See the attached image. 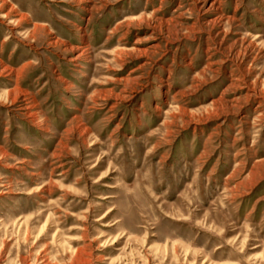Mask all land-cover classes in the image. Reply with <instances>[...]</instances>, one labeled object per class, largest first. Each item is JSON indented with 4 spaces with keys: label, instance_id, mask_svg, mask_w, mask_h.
<instances>
[{
    "label": "rangeland",
    "instance_id": "374dc122",
    "mask_svg": "<svg viewBox=\"0 0 264 264\" xmlns=\"http://www.w3.org/2000/svg\"><path fill=\"white\" fill-rule=\"evenodd\" d=\"M0 264H264V0H0Z\"/></svg>",
    "mask_w": 264,
    "mask_h": 264
}]
</instances>
